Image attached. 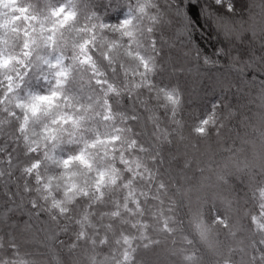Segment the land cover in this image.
<instances>
[{
	"label": "clouds",
	"instance_id": "1",
	"mask_svg": "<svg viewBox=\"0 0 264 264\" xmlns=\"http://www.w3.org/2000/svg\"><path fill=\"white\" fill-rule=\"evenodd\" d=\"M182 6L0 0V264H264V0Z\"/></svg>",
	"mask_w": 264,
	"mask_h": 264
},
{
	"label": "trees",
	"instance_id": "2",
	"mask_svg": "<svg viewBox=\"0 0 264 264\" xmlns=\"http://www.w3.org/2000/svg\"><path fill=\"white\" fill-rule=\"evenodd\" d=\"M204 11L201 7V0H183V6L178 9V13L184 17L186 23H199ZM201 39L206 40L207 37H201Z\"/></svg>",
	"mask_w": 264,
	"mask_h": 264
},
{
	"label": "snow or ice",
	"instance_id": "3",
	"mask_svg": "<svg viewBox=\"0 0 264 264\" xmlns=\"http://www.w3.org/2000/svg\"><path fill=\"white\" fill-rule=\"evenodd\" d=\"M23 11L25 12V14L27 13V9H23ZM56 10H54L55 12ZM17 19H19V16L16 17ZM6 62V61H5Z\"/></svg>",
	"mask_w": 264,
	"mask_h": 264
}]
</instances>
